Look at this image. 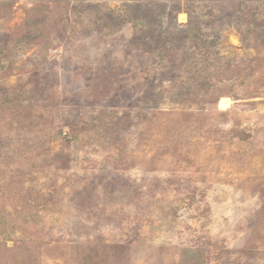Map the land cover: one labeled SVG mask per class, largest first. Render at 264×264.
<instances>
[{
  "label": "rangeland",
  "instance_id": "rangeland-1",
  "mask_svg": "<svg viewBox=\"0 0 264 264\" xmlns=\"http://www.w3.org/2000/svg\"><path fill=\"white\" fill-rule=\"evenodd\" d=\"M0 264H264V0H0Z\"/></svg>",
  "mask_w": 264,
  "mask_h": 264
}]
</instances>
